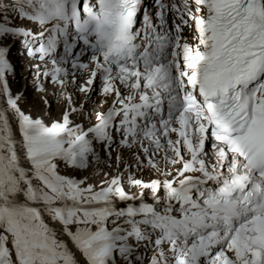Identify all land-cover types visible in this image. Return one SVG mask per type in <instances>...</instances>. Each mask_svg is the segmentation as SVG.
<instances>
[{
  "label": "snow or ice",
  "instance_id": "obj_1",
  "mask_svg": "<svg viewBox=\"0 0 264 264\" xmlns=\"http://www.w3.org/2000/svg\"><path fill=\"white\" fill-rule=\"evenodd\" d=\"M0 264H264V0H0Z\"/></svg>",
  "mask_w": 264,
  "mask_h": 264
},
{
  "label": "rangeland",
  "instance_id": "obj_2",
  "mask_svg": "<svg viewBox=\"0 0 264 264\" xmlns=\"http://www.w3.org/2000/svg\"><path fill=\"white\" fill-rule=\"evenodd\" d=\"M19 48H20L19 40L13 43L10 47L8 59L11 64L13 63L12 64L13 72L7 75V80L13 94L25 93L24 95L25 98L23 96V101L21 106L25 110L31 108L33 109V111H35L37 108L43 107V101L41 97L44 96V93L38 92L36 90V87L32 88V86L35 85L33 82L34 76L30 74V68L31 65L38 64V62L36 60L25 61V58H22L23 56L19 55ZM19 58H20L19 60L20 63H18ZM46 80L47 79H45L44 86L45 88L51 90L52 85L48 83V80L46 82ZM77 98H82V94H78ZM48 99L51 102L50 96L48 97ZM55 106L56 105L53 104V107Z\"/></svg>",
  "mask_w": 264,
  "mask_h": 264
},
{
  "label": "bare ground",
  "instance_id": "obj_3",
  "mask_svg": "<svg viewBox=\"0 0 264 264\" xmlns=\"http://www.w3.org/2000/svg\"><path fill=\"white\" fill-rule=\"evenodd\" d=\"M42 81H43V84H44V82H45V79H42ZM46 82H47V80H46ZM33 87H35V86H33ZM25 95V93H23V96ZM40 95V94H39ZM24 98H25V96H24ZM148 177L147 176H145V179H147Z\"/></svg>",
  "mask_w": 264,
  "mask_h": 264
}]
</instances>
